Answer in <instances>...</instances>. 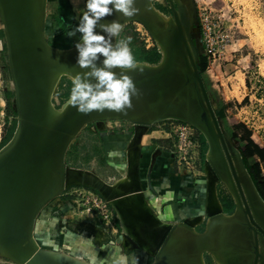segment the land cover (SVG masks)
Returning <instances> with one entry per match:
<instances>
[{"label": "water", "instance_id": "obj_1", "mask_svg": "<svg viewBox=\"0 0 264 264\" xmlns=\"http://www.w3.org/2000/svg\"><path fill=\"white\" fill-rule=\"evenodd\" d=\"M142 1L136 0L139 12L132 18L147 28L146 23L152 24V19L144 12ZM167 1L174 24L169 29L157 26L151 30L161 53L155 63L157 68L128 73L139 90L138 97L132 101L133 107L124 112L105 110L82 114L69 104L60 113L50 106V75L55 70L74 73L83 70L75 65L73 46L61 49L45 40V13L38 31L46 0H0V21L17 115L15 130L8 140L13 141L0 153V245L9 257L23 264H88L40 249L33 239L35 219L42 206L70 184L96 190L112 207L122 232L128 234L132 243L131 239H135L132 231L138 229L131 216L136 214L141 201L137 175L141 139L150 125L170 119L188 123L200 131L207 145L208 196L214 188L211 174L215 173L221 181L223 178L227 181L234 206L231 213L222 210L210 213L207 217L212 219L210 226L205 221L204 229L197 235L178 228L183 225L193 229L188 221L154 225L156 230L146 235L142 244L153 256L152 263L159 260L160 264H168L170 260L182 264L181 255L191 257L200 252L203 256L211 251L221 264H264V199L238 147L222 131L199 73V53L192 38L198 26L196 11L181 0ZM114 19L120 20L121 15L114 13L104 22ZM50 46L58 52H51ZM65 50L70 53L62 55L60 52ZM140 114L147 118H141ZM105 116L127 120L133 125L126 146V174L111 184L91 171L84 173L64 164L66 150L80 128L86 122L104 120ZM72 176L77 182L69 180ZM58 184L61 187L57 191ZM222 213L232 215L233 220L224 218ZM228 227L243 243L236 236V241L229 238ZM87 228L99 235L96 228ZM193 261L191 257L183 264Z\"/></svg>", "mask_w": 264, "mask_h": 264}, {"label": "rangeland", "instance_id": "obj_2", "mask_svg": "<svg viewBox=\"0 0 264 264\" xmlns=\"http://www.w3.org/2000/svg\"><path fill=\"white\" fill-rule=\"evenodd\" d=\"M181 1L195 11H197V6L203 5L211 7L212 11L220 9V14L223 15L222 19L226 25L234 24L235 38L240 34L245 38V50L249 52L248 68H244V72H237L235 75L220 77V83L218 81L214 92H211V98H209L222 131L235 147H237V141L231 138L234 121L243 124L250 130L252 139L260 146H264V31L262 39L259 41L257 39L260 27L264 30V0ZM149 3L164 15L171 16L167 0H149ZM84 10L85 0H46L45 11L43 10L45 13L43 33L45 40H52L54 34L64 29L69 31L74 28ZM122 26L123 30L115 38L116 41L127 40L131 50L135 46L157 47L154 37L140 21L132 18L124 22ZM253 27L257 29H253ZM78 39V34L76 37H72V46ZM206 83H208L207 80ZM71 86V79L67 76L60 75L58 77L49 96L55 109H60L61 105L68 101ZM7 91L10 93V97L6 95ZM13 95V82L8 69L5 37L0 21V138L12 126L13 120L17 116L13 115L11 111L15 110ZM7 99L11 102L10 111ZM103 119L86 122L80 128L66 150L64 164L67 168L91 171L104 182L111 184L114 179L121 177L119 173L121 170L119 171L117 167L120 166L118 165L120 157H125V148L116 152H107L103 148V137L110 133L132 131L133 125L123 119L108 118L107 116ZM170 121L172 120L158 121L149 127L153 128ZM114 129L120 131L113 132ZM195 129L200 135V131ZM240 133L238 131L239 135ZM111 144L113 145V142ZM205 156L206 151L203 157L200 155L197 169L193 170L202 173L196 175L206 176L207 174L208 164ZM261 167L263 173L264 165L262 164ZM211 175L214 182L213 192L217 194L219 201L227 194L230 196L228 192L230 189L224 180L221 181L215 173ZM115 219L117 218L114 210L96 190L85 185L70 184L42 206L35 219L33 239L40 249L68 254L89 262V255H92L91 250L94 245L116 243L121 230L116 228L118 219L117 222ZM205 221L199 224L192 222L190 226L200 232L204 229ZM87 226L96 228L99 235L93 234ZM85 242L87 244L82 246ZM87 246L88 249H80ZM124 250L127 251L128 248L126 247ZM202 257V264H217L209 251L204 252ZM152 260L153 256L150 254L147 264H152ZM157 261L159 262V260ZM0 264H11V260L1 257Z\"/></svg>", "mask_w": 264, "mask_h": 264}, {"label": "crops", "instance_id": "obj_3", "mask_svg": "<svg viewBox=\"0 0 264 264\" xmlns=\"http://www.w3.org/2000/svg\"><path fill=\"white\" fill-rule=\"evenodd\" d=\"M192 38L199 55H203L197 28L193 30ZM245 43V38L241 34L237 35L234 43L226 45L220 59L211 63L206 61L201 77L210 98L218 81L220 83V77L235 75L237 72H244V68H248L249 52L245 50ZM204 77H206L205 80ZM131 133L132 131L126 130L125 132L110 133L103 137V148L107 152H116L125 148V157H120L121 160L118 162L120 166L117 167L119 171L121 170L119 172L121 177L126 174V146ZM171 143V134L162 125L149 127L143 134L137 161V175L141 188L139 199L141 201L136 209V214L130 215L134 221V227L138 229L132 231L135 239L133 241L130 237L132 243L128 240V234L122 232L118 221V230L121 231L116 243L94 245L91 250L93 253L89 255L90 263L147 264L150 253L143 248L142 244L146 241V235L150 236V233L156 230L154 225L181 221L199 224L206 220L210 213L222 210L217 194L212 191L208 196L206 176L196 175L201 174V171H191L175 164L169 153ZM82 171L86 173L88 170L82 169ZM117 179H114L113 182ZM69 180L75 181L77 178L71 177ZM80 180H82L81 177ZM86 244L85 242L82 246ZM75 247L77 246L75 245ZM126 247L127 251L124 250ZM80 249H88V246Z\"/></svg>", "mask_w": 264, "mask_h": 264}, {"label": "clouds", "instance_id": "obj_4", "mask_svg": "<svg viewBox=\"0 0 264 264\" xmlns=\"http://www.w3.org/2000/svg\"><path fill=\"white\" fill-rule=\"evenodd\" d=\"M138 12L136 0H85L78 23L67 32L69 38L79 35L73 44L75 65L83 71L72 75L68 98V104L78 112H124L133 107L139 90L126 70L143 72L144 68L127 40L116 41L123 30L121 22L104 20L114 13L133 17Z\"/></svg>", "mask_w": 264, "mask_h": 264}, {"label": "built area", "instance_id": "obj_5", "mask_svg": "<svg viewBox=\"0 0 264 264\" xmlns=\"http://www.w3.org/2000/svg\"><path fill=\"white\" fill-rule=\"evenodd\" d=\"M197 28L203 55L207 63L220 59L226 45L235 41V26L226 25L220 9L212 11L211 7L197 6ZM171 134L172 143L169 153L176 165L188 170H195L200 158V135L190 124L178 121L163 123Z\"/></svg>", "mask_w": 264, "mask_h": 264}, {"label": "trees", "instance_id": "obj_6", "mask_svg": "<svg viewBox=\"0 0 264 264\" xmlns=\"http://www.w3.org/2000/svg\"><path fill=\"white\" fill-rule=\"evenodd\" d=\"M67 29H64L60 32H57L52 36V40L48 39L49 43L57 48L65 49L72 46L71 38L67 36ZM64 40H61V39ZM47 41V42H48ZM132 54L137 62H146L150 64H155L159 61L161 57V53L157 49V47L145 48L141 47H133ZM206 64V57L204 55L198 56V70L201 75L202 70L204 69ZM6 95L10 97V93L7 91ZM8 110L11 107V102L7 99ZM10 111V110H9ZM12 114L15 115L16 112L14 109L11 110ZM15 126V120H13L12 126H10L7 131L3 134L0 140V147H2L10 138L13 133ZM233 131L231 133V138L237 141V147L242 156V161L250 174V177L262 198L264 199V172L262 173L261 165H264V146H260L257 144L251 137V132L248 130L243 124L237 123L234 121L232 124ZM120 130H115L113 132H118ZM124 131V130H123ZM240 131V135L238 134ZM200 146L201 157L204 156V153L207 149V145L204 137L200 133ZM251 161V162H249ZM220 203L222 205V211L225 213H231L233 210V201L231 196L228 194L220 198ZM117 222V219H115ZM115 222V223H116ZM116 228L119 229L118 224L116 223Z\"/></svg>", "mask_w": 264, "mask_h": 264}, {"label": "bare ground", "instance_id": "obj_7", "mask_svg": "<svg viewBox=\"0 0 264 264\" xmlns=\"http://www.w3.org/2000/svg\"><path fill=\"white\" fill-rule=\"evenodd\" d=\"M142 3H143V5H144V12L146 13V15H147V17L149 18V19H152V24H148V23H146V26H147V28L150 30V32H151V30H152V32H153V30H154V28L155 27H159V28H161L162 30H164V29H169V28H171L172 27V25L174 24V21H173V19H172V17H170V16H164L163 14H161V12L158 10V9H156L154 6H152L150 3H149V0H143L142 1ZM43 11H41V18H40V20L38 21V24H37V28L39 29L38 31H40V24H42V16H43ZM118 15H120L119 13H118ZM130 19H132V17L130 18V17H123L122 15H121V19L120 20H118V21H120L121 22V24H123L124 22H126L127 20H130ZM145 20V22H146V19H144ZM151 23V22H150ZM261 26V25H260ZM256 27V26H255ZM255 27H253V29L255 28ZM264 27V26H263ZM255 29H257V28H255ZM254 31H256V30H254ZM259 31H261V32H259ZM263 29H261V27H260V30H258V34H259V37L257 38L258 39V41H259V39L261 40L262 39V36H263ZM151 32V34H152V36H153V33ZM154 37V36H153ZM154 39H155V42L157 43V39L154 37ZM157 46V45H156ZM158 47V46H157ZM49 50L51 51V52H56L57 51V49L55 48V49H53V48H51V46H50V48H49ZM58 52V51H57ZM62 55L64 54H69L70 53V51H61L60 52ZM141 66H143V68L145 69V68H152V69H154V68H157V65L156 64H154V65H148V64H145V63H139ZM128 73H137V71H135V70H126ZM73 74H75L74 72H72V71H69V70H65L64 72H61V70H55V72H53V75H50V77H49V81H50V83H49V96H50V94L52 93V90H53V88H54V86L56 85V83H57V81H58V77L60 76V75H65V76H67L69 79H71V77H72V75ZM240 84H241V81H240ZM68 105V101H66L65 103H63L62 105H61V108L60 109H55L54 107H53V105L51 104V102H50V106H52V108L57 112V113H60L61 112V110L62 109H64L66 106ZM141 115V118H147L145 115H143V114H140ZM108 117V116H107ZM109 118V117H108ZM116 118V117H115ZM12 141H13V139H11L10 141H8L2 148H1V150H0V153H2V152H4V151H6L8 148H9V146L11 145V143H12ZM74 170H77V169H74ZM76 178L75 176H72V178ZM52 180H53V178H52ZM82 180H83V178H82ZM223 180H224V182H225V184L227 185V187L229 188V185L227 184V181H225V179L223 178ZM76 182V181H75ZM61 187V185L60 184H58V186H56V189H57V191L59 190V188ZM54 189V188H53ZM230 189V188H229ZM44 199V198H43ZM222 216L224 217V218H229V219H232L233 220V217H232V215H229V214H224V213H222ZM211 222H212V219H210V218H208V220H207V225L208 226H210V224H211ZM230 227V226H229ZM228 227V228H229ZM179 229H183V230H185V231H187L188 233H194V234H198L199 232H196V231H194L193 229H191V228H187L186 226H179L178 227ZM227 229V228H226ZM227 233H229L228 234V236H229V238L231 239V240H233V241H236V234H234V232L232 231V229L231 228H229V231L227 232ZM236 236V237H235ZM238 238V241L240 242V243H243V241H242V239L240 240V237H237ZM177 246V245H176ZM176 246H173V248L174 249H177L176 248ZM45 251H48V250H45ZM48 252H51V251H48ZM53 252V254H57V255H60V256H65L66 255V257H68L69 255L68 254H64V253H54V251H52ZM210 253H211V251H209ZM212 254V256H213V259L217 262V264H221L220 263V260H218V258H216L215 257V255L213 254V253H211ZM9 254L7 253V251L0 245V258L1 257H7L8 259H10L11 260V264H23V263H21L19 260H17V259H15L14 257H12L11 255H10V257L8 256ZM191 257H194V259H195V261H193L194 262V264H202V260H201V253L200 252H196V254L194 255V256H191ZM190 256H187V255H181V256H179V260H182L181 262H182V264H183V262H187L188 261V259H190L191 258ZM69 258V257H68ZM73 258H75L76 260H79V261H81V262H86V263H88V264H94V263H90V262H87V261H85V260H83V259H78V258H76V257H73ZM203 258V257H202ZM193 262H191L190 264H193ZM168 264H175V261L174 262H171L170 260L167 262ZM152 264H159V262L156 260L155 262H153Z\"/></svg>", "mask_w": 264, "mask_h": 264}, {"label": "flooded vegetation", "instance_id": "obj_8", "mask_svg": "<svg viewBox=\"0 0 264 264\" xmlns=\"http://www.w3.org/2000/svg\"><path fill=\"white\" fill-rule=\"evenodd\" d=\"M161 14H163V13L161 12ZM163 15H164V14H163ZM164 16H167V15H164ZM170 17H171V16H170ZM15 112H16V109H15ZM15 120H16V118H15ZM15 127H16V123H15V126H14V130H15ZM14 130H13V132H14ZM12 134H13V133H12ZM11 136H12V135H11ZM1 137H2V136H1ZM0 140H1V138H0ZM7 142H8V141H7ZM7 142H6V143H7ZM6 143H5V144H6ZM5 144H4V145H5ZM4 145H3V146H4ZM0 148H1V147H0ZM263 244H264V243H263Z\"/></svg>", "mask_w": 264, "mask_h": 264}]
</instances>
